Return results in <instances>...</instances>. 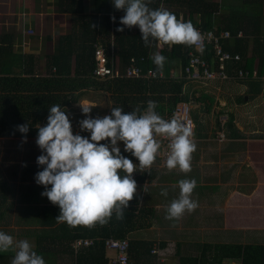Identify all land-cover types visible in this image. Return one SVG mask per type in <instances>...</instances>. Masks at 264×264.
I'll return each mask as SVG.
<instances>
[{
  "label": "trees",
  "instance_id": "1",
  "mask_svg": "<svg viewBox=\"0 0 264 264\" xmlns=\"http://www.w3.org/2000/svg\"><path fill=\"white\" fill-rule=\"evenodd\" d=\"M93 3V13H84L83 0L60 1L61 10L72 15L73 30L70 34L60 38L59 52L46 58L43 75L34 73L32 56H18L13 50L11 37L0 35V138L25 139L24 134H21L17 128L24 124L29 126L26 139L36 137L38 135L36 126L47 120L51 106L60 105L65 110L76 104L78 99L87 98L89 92H93L98 100L102 98L103 93L109 94L110 108L122 107L125 112H130L137 107L144 112L148 101H154L157 104L156 111L165 119H170L175 107L180 103L205 105L207 112L212 109V105L215 104L212 95L201 92L196 97L195 94L198 91L192 88L194 83L186 85L184 68L189 61V52L193 51L192 46L164 45L153 41L150 47H145L140 31L132 33L129 28L123 32L116 31L120 27V15L125 13L123 10H116L112 0H93ZM161 5L174 13L178 19L191 21L201 30H212L216 35L228 32L230 37L221 41L222 49L231 54H238L240 60L226 62L224 70L230 77H236L240 70L248 72L249 75L244 79L235 78L219 83L228 85L234 82L246 87L245 95L237 98L238 104H242L247 98L254 100L260 95L264 87V31L262 28L264 26V0H220L219 3L207 0H149V7L153 9ZM112 17L116 18L115 23L112 22ZM239 33L241 36H238ZM111 37H113V44L110 42ZM99 46L103 47L108 66L112 67L114 73L123 74L127 67L135 65L141 69L142 73H146L149 69L154 70L157 77L154 79H130L118 76L105 79L95 78L93 76L96 67L94 51ZM111 46H113V51H111ZM155 52L167 58L162 72L159 73L150 60V55ZM204 53V58L211 64V69L216 70L219 61L214 57L211 47L206 46ZM254 70H256L255 77H253ZM160 74H162L161 77ZM213 82L217 81L208 83ZM196 110L199 112L197 108ZM92 111L93 118L102 117L106 113V110L102 111L97 107H93ZM108 114H110V109ZM192 120L194 123L193 141L196 133L197 138L214 137L212 134L207 135L206 129L204 133L200 131L198 119L192 117ZM217 129L218 133L223 135L222 138L237 139L236 143L227 140V146H243L239 140L244 137L243 132L235 127L232 115L224 124L217 123ZM245 129L251 131L255 129V126L251 124ZM211 135L212 137H209ZM102 143H107V141ZM203 145L204 143L197 145L196 154L192 156L194 160L199 158ZM120 148L121 154L137 165L138 174L135 180L140 184L149 183L153 176L152 167L139 168V161L130 153L124 152L122 143ZM215 154L216 152L210 156L208 154L214 162L218 160ZM220 155L222 157V154ZM229 155L232 154L229 153L226 156L229 158ZM24 159L26 162L21 164V170L35 178L43 168L36 164H29L28 156ZM156 162L160 166L157 158ZM230 166L231 164L223 162L222 173L218 177L224 181L234 178L226 171ZM17 167L14 164L11 170ZM161 168L169 171L166 167ZM208 172V182L212 183L217 179V170L210 167ZM201 177L199 167L194 163L191 165V171L182 175L184 179L194 178L199 183L196 187L199 196L206 197L207 193L204 194L205 189L202 185L204 177L202 179ZM240 178V182L244 181L242 176ZM7 189V182L2 180L0 174V210L8 197ZM209 189L207 188L208 191ZM31 191L36 198L37 190L32 187ZM239 192L240 194L245 193L244 188L241 187ZM151 214L150 209L129 205L124 211L122 220H118L113 214L106 224L97 223L86 226L58 223L55 218L59 215V207L55 205L32 208V220L36 219V221H32L31 226L35 227L27 235L35 239L34 251L43 256L46 264H57L61 260L62 262L67 260L66 264H111L114 254L112 257L107 256V252H111L105 248L107 239L127 241V264H151L154 257L151 253L154 250L152 249L153 243L133 238L134 234L140 232L142 234L150 228ZM205 220L209 222L208 224H212L210 217L207 216ZM224 239L225 237L221 240ZM80 240H89L92 243L75 248V242ZM221 240L219 238L217 243ZM202 243L197 245L198 251L194 255L181 254L179 245L178 264H264V244ZM209 250H212L214 254L210 255ZM12 258L13 256L0 254V264H10ZM158 258L155 254V259Z\"/></svg>",
  "mask_w": 264,
  "mask_h": 264
},
{
  "label": "clouds",
  "instance_id": "2",
  "mask_svg": "<svg viewBox=\"0 0 264 264\" xmlns=\"http://www.w3.org/2000/svg\"><path fill=\"white\" fill-rule=\"evenodd\" d=\"M116 10H123L116 31L138 27L145 47L153 41L164 45L194 46L201 40L199 31L191 21H184L164 8L149 7V0H112ZM112 22L116 18L112 17ZM94 26V25H93ZM156 71L162 72L167 58L158 52L150 55ZM86 117L79 121L81 131L89 137L74 134L71 121L60 105L49 108L47 124L37 125L36 144L42 154L37 164L43 167L35 176L38 185L45 188L41 193L59 207L58 223L68 225L92 226L106 224L113 214L118 220L124 218L137 190L133 173L137 165L121 154L130 153L139 161V168H151L156 161L161 142L156 137L168 139L166 167L169 171L179 169L187 174L191 171L192 155L197 145L192 140L190 127L173 115L163 118L157 111V104L148 101L147 109L141 112L137 107L125 112L122 107L110 108V114L102 117L91 116V107H81ZM18 131L26 134L27 124L17 126ZM107 141V143H102ZM51 186V187H49ZM179 195L170 201L166 208L165 219L179 220L186 212L198 208L192 198L197 181L181 179L177 182ZM162 196L168 191L162 190ZM14 253L10 264H46L42 255L34 251L33 244L27 239L16 240L0 231V252Z\"/></svg>",
  "mask_w": 264,
  "mask_h": 264
},
{
  "label": "crops",
  "instance_id": "3",
  "mask_svg": "<svg viewBox=\"0 0 264 264\" xmlns=\"http://www.w3.org/2000/svg\"><path fill=\"white\" fill-rule=\"evenodd\" d=\"M60 1L61 0H0V35H8L11 37L13 50L18 56L33 57L34 73L41 75L45 73L46 58L56 55L59 52L58 49L60 48L61 44L59 41L60 38L70 34L73 30L72 15L61 10ZM83 3L84 13H93V0H83ZM123 15L124 14L120 15V19ZM120 27L124 26L120 25ZM262 28L264 31V26ZM124 30H127V27H125ZM139 31L140 30L138 27L130 28V32L132 33ZM72 63H74V61H72ZM256 64L257 60L255 61V65ZM188 84L191 83H186V85ZM198 85H203L202 87H210L211 90L220 92L226 84L219 82L208 83L205 85L194 83L192 88L198 91V93L195 94L196 97L201 94L200 88L202 87ZM243 87L244 85L242 88ZM236 91L237 90H233L234 95L232 98L235 104L237 103L236 101L238 98L236 97V94H238ZM245 91L246 88L241 95H245L247 92ZM205 92L206 91H203V93ZM262 93H264V87L260 95ZM87 95V98H80L77 100L76 104H73L65 109L66 114L71 121L73 133L80 134L81 136H83L84 131L82 132L80 130L79 121L86 118L82 114V104H86L87 107L91 108H100L102 106L105 107V105H102L103 103L98 100L93 92H89ZM260 95H258L254 100L250 101H256ZM247 99L243 104L245 106L244 110L246 111L241 115L243 119H241L239 116L234 118V115H232L235 122V127L241 132L246 131L245 127H249L251 124L257 125L256 121H262V119L264 121V110L255 111L256 109L251 105L250 108L246 109L248 105ZM200 106L201 105L199 104L195 105L196 108H200ZM203 107L204 110L200 112L201 115H204L206 111L205 105H203ZM100 109L102 111L105 110L102 108ZM92 113L93 111L91 112V116ZM237 121L241 122L242 124L238 125ZM46 124L47 120L42 122L39 126L42 127ZM252 137L254 136L251 135V138ZM223 138L217 135L215 138L198 137L193 141L196 145L199 143H204V145L201 146L202 151L199 154V158L194 160L192 157L191 165L194 163L197 165V167H199V171L202 177H204L203 179L201 177L202 185L205 189V191H203L205 192L204 194H207L206 197L201 195L199 196L197 191L198 189L195 188L192 198L198 202V208L191 213L186 212L179 220H175V223H183L185 227L184 229L187 230V232L189 231L190 234L186 232V234L171 235L173 241H175V247L177 248L174 255L168 253V246L170 245V239L172 238L167 236V234L166 236L163 233L160 234L159 231L164 230L165 225H169L172 230H176V227H172L174 221H165L166 208L171 200L178 197L179 188L177 186V182L181 179H184L182 178L184 173L178 168L173 171H166L162 169L155 161L151 166V172L153 176L149 183L145 182L140 184L135 180L137 183V190L133 200L129 202V205L136 206L137 208L150 209L152 214L150 228L142 232V234L141 232L134 234L133 238L135 240L151 241L153 243L152 249L156 248V250H158L157 252L160 254V259H164L163 262L165 261V264H178L179 258L177 256V251L179 250V245L181 254L194 255L198 251V244L202 242L214 244L219 238L221 240L223 237H225V239L223 241L221 240L218 244H222L223 242L264 244V229H261L264 227L255 228L256 231L252 232V234L239 233V231L235 230L234 228L230 230L229 227L226 229L224 224L231 218L237 217V212H239L238 206L240 202L242 203V201L240 199L241 195L235 190V187H230L233 181L232 178L228 181H224V179L218 177L222 173V169L219 166L221 161H224V164H229V162H227L229 159L230 164L235 167V172L237 170L241 172H253L254 178L248 180V182L252 181L251 185L253 186L252 188H254V191L252 189L250 192L253 193L250 195V198H253V201L255 200L252 206L259 205L261 207L264 204V165H262V161H264V155H259L257 157L253 154L255 158H249V155L251 154L249 153L251 148L249 146V141L244 143L246 140L244 139L245 135L242 139H239L240 142L243 143V146L241 147H235L236 145H233L232 147L227 146L229 141L236 143L237 139ZM255 138H262V136H256ZM226 142L227 144H225ZM242 150H244V152H248V155L246 156L245 161L243 160V163L241 164L236 160V155H238ZM259 151L261 150H253V152H256L257 154H260ZM214 152H216L215 157L216 155L218 156V160L215 162L212 160V157H209L210 154L213 155ZM229 153L232 155H229L228 158L226 155ZM193 154L196 153L194 152ZM220 154H222V157H220ZM25 156L29 157V164L31 163L38 165V156L34 155L33 152L27 151ZM5 158H7V161L14 160L15 152H6ZM24 158H21L22 164L26 162ZM255 159L258 160L255 161ZM13 165L14 164L11 162H4L0 159L1 178L7 182L8 188V197L6 202H4V204L1 206L0 210V231H4L12 235L16 240L27 239L33 244V247L35 248V239L32 238V236L27 235V233L29 234V231L35 227L31 226L33 223L32 221H36V219L32 220L33 218L31 216V209L48 207L53 204L48 200L47 197L41 195V193L45 191V188L41 185H38L32 175L30 176L24 170H21V165L11 170ZM242 165L245 166L242 167ZM209 166L215 168L218 174L217 179L212 183L208 182V171L210 170ZM241 172L237 173L239 177ZM137 174L138 173L136 171L133 173L134 179H136ZM236 181L240 187L239 183H242L243 180L240 182L241 178L239 179L237 176ZM197 184L199 185V183ZM198 185L196 187H198ZM32 187L37 190L35 192L36 198L35 195L33 196V193H31ZM207 188H210L209 191ZM164 189L168 191V195L166 197L160 194ZM55 207L58 206L55 205ZM207 216L211 218L212 224H208L209 222L205 220ZM187 218H192L193 220L188 221L186 220ZM219 219L221 221H219ZM253 223L258 224L259 220L253 219ZM212 233L215 234L213 235ZM0 254L7 256L14 255L12 251L7 253L0 252ZM107 256L112 257L113 254L107 252ZM155 262L156 259L154 254L152 262L150 263L155 264ZM57 264H66V262H62L61 260L60 262H57Z\"/></svg>",
  "mask_w": 264,
  "mask_h": 264
},
{
  "label": "rangeland",
  "instance_id": "4",
  "mask_svg": "<svg viewBox=\"0 0 264 264\" xmlns=\"http://www.w3.org/2000/svg\"><path fill=\"white\" fill-rule=\"evenodd\" d=\"M207 1L215 2V3L220 2V0H207ZM198 86H201V85H198ZM242 86H243L242 84H238V83H234V82L229 83L228 85H224V88L220 92H216L214 90H211L210 87H202V88L199 87L201 90L200 92L206 91L205 92L206 94L212 95L215 99V104L212 105V109L209 112L205 111L204 115L199 114L200 111L198 112L196 110L195 105L197 103H192L193 105L189 104L190 110H191V117L198 119V121L200 122V131L202 133H204V131L206 129L207 135H209V134L214 135V137H212V135L209 137L215 138V136H217V135L220 137V135H222V134L217 133V132H219V130L217 129V123H220L221 125L224 124L228 120V117L230 115H234V118L239 116V117H241V119H243L241 115L246 112L244 110V107H245L243 105L244 102H242V104H240V105H238V103H236L237 104L236 105L234 103V101L232 100L233 95H234L233 90H237L236 92L238 94H236L237 95L236 97H242L241 94L243 93L244 89L246 88L245 86L242 88ZM263 94L264 93H262L261 94L262 96L260 95V97H258L256 99V101L251 102L249 99H247L248 105H247L246 109L250 108V105H251L257 110H264V95ZM108 100H109V94L103 93L102 98H100V102H102L103 103L102 105H105V107L104 106H102V107L99 106V107L106 110V113L104 115H107V113L111 107V102ZM245 102H246V100H245ZM255 103H257V104H255ZM82 105H83L82 107H87L86 104H82ZM197 109L199 110V108H197ZM260 119H261V116H260ZM237 122H238V125L242 124L239 121H237ZM256 124L257 125H254L255 129H253L251 131L246 130L243 132V134L245 135L244 139H246L244 141V143H246V141H249V146L251 148L250 152H249V153H251L249 155V158H255L254 155H256L257 157L259 155H261V156L264 155V121H263V119H262V121H256ZM234 125H235V122H234ZM251 135H254L255 137L256 136H262V138H255V137L251 138ZM83 136L89 137L90 134L88 132L84 131ZM196 136H197V133L195 134L194 139L197 138ZM36 138L26 139V142H24L25 139H23V138H0V159H1V161L9 162V163L11 162L13 164H16L17 166H20L22 164L21 158L22 157L24 158V155L27 151L33 152L34 155L39 156L42 152H41V149L37 146V144L35 142ZM249 139H253V140H249ZM253 150H256V151L261 150V151H259L260 154H257L256 152H253ZM6 152H15V159L11 160V161H7L6 160L7 158H5ZM247 155H248V152H244V150H242V151H240V153L238 155H236V160L242 164L243 160L245 161ZM229 160L227 162H229V165H230ZM257 160L258 159H255V161H257ZM223 162L224 161H221V163L219 165L220 167L223 165ZM231 162H232V160H231ZM262 165H264V161H262ZM244 166L245 165H242V167H244ZM226 171H228L227 173H231L232 177H234V178H232L233 181H232V184L230 187H232V188L235 187V190L238 191V193H240L239 190L242 187V188H244L245 193L243 192L242 194H240L241 195L240 199H241L242 203L241 202L239 203V206H238L239 212H237V217L231 218L230 220H228V222H226L224 224V226H226V229L229 227L230 230H232L234 228L235 230L239 231V233H243V234L244 233H250V234H252V232L256 231L255 228L264 227V204L261 207L259 205L252 206L255 200L253 201V198H250V195L253 194L250 192L252 189L254 191V188H252L253 186L251 185L252 181L248 182V180H251V178H254L253 172H249V171L243 172L242 171L243 172L242 173L241 171H238V170L235 172V167H233L232 165ZM238 172H241L240 176H242L243 179H245L242 183H239L240 187L238 185V182L236 181L237 176L240 179L239 175H237ZM263 184H264V182H263ZM237 185H238V187H237ZM253 219H256V220L258 219L259 223L258 224L253 223ZM186 220L192 221L193 219L187 218ZM165 221L167 222V219ZM219 221H221V220L219 219ZM168 226L165 225L164 230L159 231V233L160 234L163 233L165 236L167 234V236H170L172 238L171 235H173V234L179 235V234H184V233L186 234V232H187V230L184 229L185 227H184L183 223H175V221H174V223L172 224V227L173 228L176 227V230L175 229L172 230V228L170 226L169 227ZM261 229H264V228H261ZM187 233L190 234L189 231ZM169 244L170 245L168 246V253L174 255L177 248L175 247V241H173V238L170 239ZM215 244H218V243L216 242ZM110 254H114V253L111 251ZM209 254L213 255L214 252L212 250H209ZM156 255L158 257H160L159 253H157ZM65 262H67V260ZM162 263H165V261L163 262L159 258L155 262V264H162Z\"/></svg>",
  "mask_w": 264,
  "mask_h": 264
},
{
  "label": "built area",
  "instance_id": "5",
  "mask_svg": "<svg viewBox=\"0 0 264 264\" xmlns=\"http://www.w3.org/2000/svg\"><path fill=\"white\" fill-rule=\"evenodd\" d=\"M200 35L201 40L198 44L192 46L193 51L189 52V61L187 66L184 68L185 79L188 83H208L212 81L224 82L227 80L239 78L244 79L248 77V72L238 71L236 77H230L224 70V65L228 61H239L240 57L238 54H231L227 51H224L221 46V41L228 39L230 37L228 32H221L216 35L212 30H201L199 27H195ZM241 36V33L238 34ZM111 44H113V37L110 38ZM206 46H210L211 50L214 52V57L218 59L219 66L216 70H212L209 62L204 58V52ZM111 51H113V46H111ZM94 57L96 61V67L93 71V76L97 79L113 78V77H124L130 79L144 78V79H154L157 77V74L154 70L149 69L146 73H142L141 69L135 65L127 67L123 74L114 73L112 67L108 66L107 56L103 47L99 46L94 51ZM44 74V73H43ZM256 75V70L253 72V77ZM160 77L162 74L159 75ZM175 115L182 122L186 123L192 132V137L194 134V123L191 117L190 105L188 103L178 104L172 116ZM221 137L223 135H220ZM158 140L162 144V148L159 150L157 159L160 161L161 167H166V159L168 155V139L166 137H160ZM167 168V167H166ZM92 242L89 240H80L75 242V248L81 246H88ZM105 248L107 251H112L114 253V260L111 264H127V249L128 243L125 240H115L107 239L105 241ZM152 254H157V250L154 249L151 251ZM160 258V257H159ZM161 260V259H160ZM162 259L161 261H163Z\"/></svg>",
  "mask_w": 264,
  "mask_h": 264
},
{
  "label": "water",
  "instance_id": "6",
  "mask_svg": "<svg viewBox=\"0 0 264 264\" xmlns=\"http://www.w3.org/2000/svg\"><path fill=\"white\" fill-rule=\"evenodd\" d=\"M202 110H204V107H203V105H202V106H200V108H199V111H200V112H202Z\"/></svg>",
  "mask_w": 264,
  "mask_h": 264
}]
</instances>
